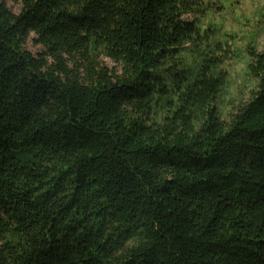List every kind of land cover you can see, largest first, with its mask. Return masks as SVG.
Returning a JSON list of instances; mask_svg holds the SVG:
<instances>
[{"label":"trees","instance_id":"16d2710c","mask_svg":"<svg viewBox=\"0 0 264 264\" xmlns=\"http://www.w3.org/2000/svg\"><path fill=\"white\" fill-rule=\"evenodd\" d=\"M208 12L0 0V264H264V47L223 117Z\"/></svg>","mask_w":264,"mask_h":264},{"label":"rangeland","instance_id":"374dc122","mask_svg":"<svg viewBox=\"0 0 264 264\" xmlns=\"http://www.w3.org/2000/svg\"><path fill=\"white\" fill-rule=\"evenodd\" d=\"M12 13L18 14L20 7L8 2ZM201 27L211 40H222L232 44L237 57L228 60L223 69L226 73V88L218 107L223 117L244 101L251 89L246 77L248 57L245 54L246 44L252 37L258 51L264 47V0H209L207 17L201 18ZM229 36L234 37L233 40ZM30 35L24 49L33 56L43 48L32 41ZM110 67L113 64L105 59Z\"/></svg>","mask_w":264,"mask_h":264}]
</instances>
